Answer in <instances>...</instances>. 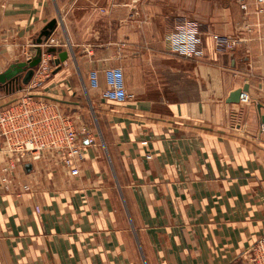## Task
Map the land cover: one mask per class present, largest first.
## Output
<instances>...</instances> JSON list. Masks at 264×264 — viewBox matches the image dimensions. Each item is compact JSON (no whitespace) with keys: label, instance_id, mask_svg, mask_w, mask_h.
Masks as SVG:
<instances>
[{"label":"crops","instance_id":"obj_1","mask_svg":"<svg viewBox=\"0 0 264 264\" xmlns=\"http://www.w3.org/2000/svg\"><path fill=\"white\" fill-rule=\"evenodd\" d=\"M248 1L0 0V73L57 19L69 58L31 91L93 139L78 175L47 157L0 182V264H243L264 235V19ZM185 20L203 56L173 49ZM212 33L248 40L222 51ZM113 70L133 99L102 94ZM246 85L250 103H229ZM4 88L0 107L23 94Z\"/></svg>","mask_w":264,"mask_h":264},{"label":"built area","instance_id":"obj_2","mask_svg":"<svg viewBox=\"0 0 264 264\" xmlns=\"http://www.w3.org/2000/svg\"><path fill=\"white\" fill-rule=\"evenodd\" d=\"M253 2L254 14L264 19V0ZM240 3L247 11L249 1L240 0ZM211 37L215 48L222 51H233L248 40L242 35L219 33H212ZM170 42L173 49L186 57L203 56V41L196 22L182 21L171 32ZM44 46L59 47L60 44L49 38ZM45 55L46 53H43L42 62L35 71L32 81L21 89L23 94L0 107V152L5 157L0 182L8 191L17 184L14 172L19 166L36 164L47 157L71 175H78L81 164L86 159V146L82 135H88V142H93L88 129L80 126L73 115L64 113L56 103L32 93L31 88H36L57 68L54 56L47 53L46 58ZM120 73L119 70L111 72L108 86L102 94L118 101L131 100L133 94L126 91ZM26 87L28 89H25ZM240 103H250L247 92L242 94ZM18 184L21 191L31 189L29 184L21 182ZM241 256L243 264H264V235Z\"/></svg>","mask_w":264,"mask_h":264},{"label":"water","instance_id":"obj_3","mask_svg":"<svg viewBox=\"0 0 264 264\" xmlns=\"http://www.w3.org/2000/svg\"><path fill=\"white\" fill-rule=\"evenodd\" d=\"M57 24L58 20L53 19L40 32L39 36L35 40V44L37 46L35 49L31 50L33 54L31 57H29L26 61H16L12 63L5 71L0 73V89L2 87H6L9 92H12L17 89H22L24 85H28L32 81L35 71L42 62L44 52L57 54L58 57L55 60L57 68L55 72L61 69V65L69 58V51L56 46H48L44 49L41 47V45L46 43V41L51 37L57 27ZM248 89L249 87L247 85L241 89H236L230 94L228 102L240 103L242 94L247 92ZM261 119L264 123V115L261 116ZM26 168L30 170L32 168V164H26Z\"/></svg>","mask_w":264,"mask_h":264},{"label":"rangeland","instance_id":"obj_4","mask_svg":"<svg viewBox=\"0 0 264 264\" xmlns=\"http://www.w3.org/2000/svg\"><path fill=\"white\" fill-rule=\"evenodd\" d=\"M4 89H5V88H3V87L1 88V90H2L3 92H4ZM86 106H87V108L89 107V102H88V101L86 102ZM97 137H98V136H97ZM98 138H99V137H98Z\"/></svg>","mask_w":264,"mask_h":264}]
</instances>
